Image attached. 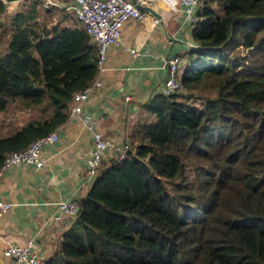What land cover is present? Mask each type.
<instances>
[{
  "label": "trees",
  "instance_id": "16d2710c",
  "mask_svg": "<svg viewBox=\"0 0 264 264\" xmlns=\"http://www.w3.org/2000/svg\"><path fill=\"white\" fill-rule=\"evenodd\" d=\"M200 3L196 58L181 73L186 88L202 90L200 103L181 99L192 92L145 103L153 119L135 124L122 158L99 167L42 264H264V0ZM34 7L12 17L0 111L17 100L41 115L0 136V165L57 129L96 73L80 22L62 24L63 13L41 25Z\"/></svg>",
  "mask_w": 264,
  "mask_h": 264
},
{
  "label": "crops",
  "instance_id": "0c3cea01",
  "mask_svg": "<svg viewBox=\"0 0 264 264\" xmlns=\"http://www.w3.org/2000/svg\"><path fill=\"white\" fill-rule=\"evenodd\" d=\"M0 1L5 5L4 11L0 12L2 56L10 39L13 15L32 4L38 10L43 2ZM71 1L60 0L62 4ZM148 4L158 13L156 17H159V21L153 23L152 17L155 15L150 14L145 22H126L122 43L108 46L102 84L89 92L85 100L84 109L91 114L92 121L103 136L121 146H130V133L137 122L153 119L145 103L154 94L162 92L167 71L164 58L176 53L181 55L180 78L182 69L196 58L190 54L195 41L191 35L190 19L185 17L184 9L181 7L172 12L162 1ZM200 5L199 2L193 7L195 14ZM69 20L61 23L71 25L72 21ZM136 44L139 50L133 55L127 47ZM14 115L11 121L7 120L5 125L0 126V136L19 129L30 118L19 109ZM57 131L59 139L40 149L46 157L41 168L21 162L6 168L0 176V198L12 203L10 209L0 215V264H22L4 256L3 250L9 244H23L28 239L35 242V249L42 261L51 256L60 245L63 231L73 219L64 217L63 223L52 220L56 202L60 199L77 201L86 194L94 180L95 176L90 177L84 169L92 147V137L82 121L68 115ZM115 156L113 152L105 150L101 165Z\"/></svg>",
  "mask_w": 264,
  "mask_h": 264
},
{
  "label": "built area",
  "instance_id": "2783aa9c",
  "mask_svg": "<svg viewBox=\"0 0 264 264\" xmlns=\"http://www.w3.org/2000/svg\"><path fill=\"white\" fill-rule=\"evenodd\" d=\"M156 1L166 3L172 12L182 7L185 17L190 19L191 26L197 20L193 7L201 0H135V2L132 0H72L68 4H62L60 0H42V6L45 10H50L52 6H56L75 16L90 35L96 48L95 76L85 88L73 94L69 110V115L78 117L91 133L92 147L85 160L84 167L86 174L90 177L97 174L102 164L105 150L113 152L116 155L114 158H122L129 150V145L121 146L114 140L106 139L103 136L100 129L92 121L91 114L84 109L85 100L89 92L102 84L101 76L105 70L104 62L107 58L108 46L122 43V31L126 22L130 20L145 22L150 14L153 15L149 10L137 7L136 3L146 5L152 9L148 3ZM158 21L159 17H152L153 23ZM127 48L133 55L137 54L139 50L137 44ZM164 64L167 67V71L164 76L161 93L168 95L179 91L183 87L180 78L182 68L181 55L176 53L166 56ZM126 98H129V96H126ZM58 139V131L53 129L47 134L35 138L26 147L7 152L0 165V176L6 168L21 162L41 168L46 162V157L40 151L41 147L52 144ZM11 205V202L0 198V215L10 209ZM55 206L56 211L52 215V220L61 223L64 222V217L74 218L79 210V203L76 200L60 199ZM3 255L11 257L22 264H41L42 262L38 251L35 249V242L32 239H28L23 244L7 245L3 250Z\"/></svg>",
  "mask_w": 264,
  "mask_h": 264
},
{
  "label": "rangeland",
  "instance_id": "374dc122",
  "mask_svg": "<svg viewBox=\"0 0 264 264\" xmlns=\"http://www.w3.org/2000/svg\"><path fill=\"white\" fill-rule=\"evenodd\" d=\"M33 6L32 5H29L27 6L26 10H23L26 12V14L30 11V8ZM35 11H37V14H38V20L39 23L42 25L44 23H47V24H53L54 21L58 18H60V16L64 14H66V16L70 17L69 19H71V21H76V18L75 16L71 15L69 12H67L65 9H58L56 8V6H52L51 9L52 12H47L46 10H44L41 5L38 6V10L36 9V7H34ZM69 13V14H68ZM70 21V20H69ZM70 21V22H71ZM0 49L3 51V45H0ZM1 56V54H0ZM189 92H192L193 95H194V98L191 99H187V98H184V97H181L182 100H185V101H189V102H194L195 104H199V97H198V94L200 95V93L202 92V90L198 87H194L193 89L189 90L188 88H186L184 85L183 87L175 92V93H179V95L181 94H187ZM212 94V93H211ZM198 98V99H197ZM21 110V112L23 114H27L28 117L30 118H33L34 116H40L41 113H40V110H39V106H32V107H27L25 106L21 101H9L6 108L4 110H1L0 111V126H3L5 125V122H7V120H12V118L15 116L14 114L17 113V110ZM29 118V119H30Z\"/></svg>",
  "mask_w": 264,
  "mask_h": 264
},
{
  "label": "water",
  "instance_id": "95a60500",
  "mask_svg": "<svg viewBox=\"0 0 264 264\" xmlns=\"http://www.w3.org/2000/svg\"><path fill=\"white\" fill-rule=\"evenodd\" d=\"M132 1L135 2V0H132ZM136 6L139 7V8H141V9L149 10L153 15L158 16V13H156L155 11H153L152 9H150L146 5H140V4L136 3Z\"/></svg>",
  "mask_w": 264,
  "mask_h": 264
}]
</instances>
